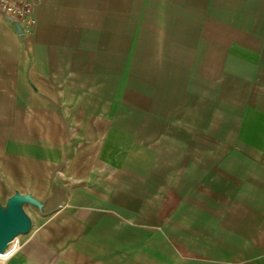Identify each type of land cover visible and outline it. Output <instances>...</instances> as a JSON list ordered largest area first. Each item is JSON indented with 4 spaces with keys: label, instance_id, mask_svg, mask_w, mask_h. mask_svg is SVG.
Here are the masks:
<instances>
[{
    "label": "crops",
    "instance_id": "crops-1",
    "mask_svg": "<svg viewBox=\"0 0 264 264\" xmlns=\"http://www.w3.org/2000/svg\"><path fill=\"white\" fill-rule=\"evenodd\" d=\"M34 13L0 14V203L43 212L0 262L264 264V0Z\"/></svg>",
    "mask_w": 264,
    "mask_h": 264
},
{
    "label": "water",
    "instance_id": "water-1",
    "mask_svg": "<svg viewBox=\"0 0 264 264\" xmlns=\"http://www.w3.org/2000/svg\"><path fill=\"white\" fill-rule=\"evenodd\" d=\"M15 26L22 33L20 25L15 23ZM24 203L38 204L41 207L39 199L19 192L10 196L5 205L0 203V254L6 252L18 235L28 233L31 229L32 220L23 209Z\"/></svg>",
    "mask_w": 264,
    "mask_h": 264
},
{
    "label": "built area",
    "instance_id": "built-area-1",
    "mask_svg": "<svg viewBox=\"0 0 264 264\" xmlns=\"http://www.w3.org/2000/svg\"><path fill=\"white\" fill-rule=\"evenodd\" d=\"M41 0H0V14L10 18L14 24L18 23L23 32L30 33L36 23L34 5ZM19 247L16 237L9 245L4 254L0 255L3 260L8 259Z\"/></svg>",
    "mask_w": 264,
    "mask_h": 264
},
{
    "label": "rangeland",
    "instance_id": "rangeland-1",
    "mask_svg": "<svg viewBox=\"0 0 264 264\" xmlns=\"http://www.w3.org/2000/svg\"><path fill=\"white\" fill-rule=\"evenodd\" d=\"M23 209H24V211L27 213V212H33V211H35V212H37V213H40L41 211L43 212V210H41V208H40V206L38 205V204H31V203H24L23 204ZM28 214V213H27ZM30 216V215H29ZM30 232V231H29ZM28 232V233H29ZM28 233H25V234H20V235H18L17 237H18V240L20 241V237H23V236H25V235H28ZM0 261L2 262V261H4L3 259H1L0 258ZM0 262V263H1ZM2 264V263H1Z\"/></svg>",
    "mask_w": 264,
    "mask_h": 264
}]
</instances>
